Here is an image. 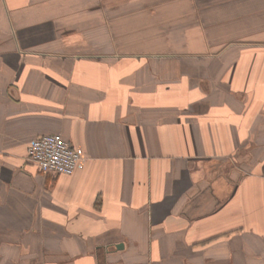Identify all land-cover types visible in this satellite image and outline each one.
I'll list each match as a JSON object with an SVG mask.
<instances>
[{"label": "crops", "instance_id": "crops-1", "mask_svg": "<svg viewBox=\"0 0 264 264\" xmlns=\"http://www.w3.org/2000/svg\"><path fill=\"white\" fill-rule=\"evenodd\" d=\"M263 166L264 0H0V264H264Z\"/></svg>", "mask_w": 264, "mask_h": 264}, {"label": "built area", "instance_id": "built-area-1", "mask_svg": "<svg viewBox=\"0 0 264 264\" xmlns=\"http://www.w3.org/2000/svg\"><path fill=\"white\" fill-rule=\"evenodd\" d=\"M27 159L44 173L73 175L81 155L60 135L36 138L27 149Z\"/></svg>", "mask_w": 264, "mask_h": 264}, {"label": "trees", "instance_id": "trees-1", "mask_svg": "<svg viewBox=\"0 0 264 264\" xmlns=\"http://www.w3.org/2000/svg\"><path fill=\"white\" fill-rule=\"evenodd\" d=\"M263 171H264V166H263Z\"/></svg>", "mask_w": 264, "mask_h": 264}]
</instances>
